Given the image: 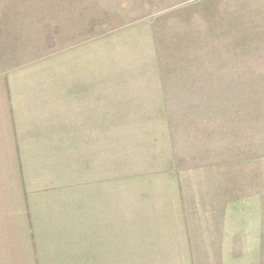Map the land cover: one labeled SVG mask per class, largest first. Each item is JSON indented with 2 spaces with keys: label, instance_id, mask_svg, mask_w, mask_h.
Instances as JSON below:
<instances>
[{
  "label": "rangeland",
  "instance_id": "1",
  "mask_svg": "<svg viewBox=\"0 0 264 264\" xmlns=\"http://www.w3.org/2000/svg\"><path fill=\"white\" fill-rule=\"evenodd\" d=\"M32 66L99 88L123 221L261 192L264 0H0V73Z\"/></svg>",
  "mask_w": 264,
  "mask_h": 264
},
{
  "label": "crops",
  "instance_id": "2",
  "mask_svg": "<svg viewBox=\"0 0 264 264\" xmlns=\"http://www.w3.org/2000/svg\"><path fill=\"white\" fill-rule=\"evenodd\" d=\"M39 67L0 73V264H264V141L261 192L219 223L191 230L172 206L125 222L103 95Z\"/></svg>",
  "mask_w": 264,
  "mask_h": 264
}]
</instances>
